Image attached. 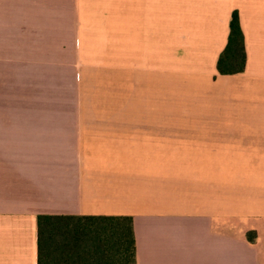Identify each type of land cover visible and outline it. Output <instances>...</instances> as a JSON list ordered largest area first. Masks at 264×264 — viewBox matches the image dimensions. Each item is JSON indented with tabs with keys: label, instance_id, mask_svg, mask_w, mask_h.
<instances>
[{
	"label": "crops",
	"instance_id": "0c3cea01",
	"mask_svg": "<svg viewBox=\"0 0 264 264\" xmlns=\"http://www.w3.org/2000/svg\"><path fill=\"white\" fill-rule=\"evenodd\" d=\"M39 214L132 216L137 264H264V0H0V264H38Z\"/></svg>",
	"mask_w": 264,
	"mask_h": 264
},
{
	"label": "trees",
	"instance_id": "16d2710c",
	"mask_svg": "<svg viewBox=\"0 0 264 264\" xmlns=\"http://www.w3.org/2000/svg\"><path fill=\"white\" fill-rule=\"evenodd\" d=\"M246 60L245 37L235 10L217 67L222 74L240 73ZM249 238L254 240L255 232ZM38 264H137L133 217L39 214Z\"/></svg>",
	"mask_w": 264,
	"mask_h": 264
}]
</instances>
